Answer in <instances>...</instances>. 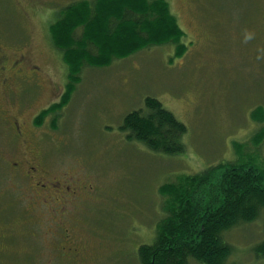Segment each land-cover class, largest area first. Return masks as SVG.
Returning a JSON list of instances; mask_svg holds the SVG:
<instances>
[{"label": "rangeland", "instance_id": "1", "mask_svg": "<svg viewBox=\"0 0 264 264\" xmlns=\"http://www.w3.org/2000/svg\"><path fill=\"white\" fill-rule=\"evenodd\" d=\"M80 1L0 0V51L11 60L28 51L46 70L38 88L14 81L0 95V264H141L139 250L155 242L166 207L190 193L187 177L231 162L264 170V58L257 59L264 50V0H165L181 38L105 67H81L73 82L51 26ZM244 29L256 34L247 44ZM148 97L187 126L186 152H154L120 129ZM3 111L28 128L36 117L37 136L29 139L38 142L48 170L71 186L63 213L73 221L43 222L52 217L11 178L3 151L16 152L21 141L8 134ZM169 187L178 195L163 194ZM67 233L83 256L70 254L67 244L62 249L60 235ZM226 240L233 247L228 264H264L257 253L264 213L228 231Z\"/></svg>", "mask_w": 264, "mask_h": 264}, {"label": "trees", "instance_id": "2", "mask_svg": "<svg viewBox=\"0 0 264 264\" xmlns=\"http://www.w3.org/2000/svg\"><path fill=\"white\" fill-rule=\"evenodd\" d=\"M51 35L77 82L74 75L81 67L111 65L141 47L177 40L183 32L165 0H83L64 10ZM120 129L129 141L154 152L175 156L187 150V126L153 97L145 108L128 113ZM216 166L185 179L190 193L174 208L166 207L155 242L139 250L141 264H228L233 247L226 233L264 213V170L248 163ZM167 193L178 195L170 187ZM257 253L264 258V242Z\"/></svg>", "mask_w": 264, "mask_h": 264}, {"label": "flooded vegetation", "instance_id": "3", "mask_svg": "<svg viewBox=\"0 0 264 264\" xmlns=\"http://www.w3.org/2000/svg\"><path fill=\"white\" fill-rule=\"evenodd\" d=\"M30 57L31 54L26 51V53H16V56L11 60L5 51H0V74L2 75L0 86L3 87L0 95L5 96L6 92L12 89L14 81H19L20 87L32 84H35L37 88L40 86V81L43 82L46 70L31 60ZM9 63L11 69L7 68ZM7 73L11 74L7 76ZM52 93L53 97L56 96L55 91L52 90ZM3 115L5 116L4 123L8 134L13 136L17 141H21V148L18 145L16 152L13 151V148L9 152L3 151L4 155L2 156L6 161V168L11 178L18 180L20 184H24L26 192L22 193L29 196L35 207L43 208L44 212L52 217V219H44L43 222L50 220L56 225V223L62 222L64 219L65 221H73L74 219H66L69 214L65 216L67 213H63V208L66 207L65 200L68 195L67 193L71 191V186L67 184L62 176H55L48 170L43 161L39 159V154L35 150L34 145L36 146L38 142L34 141L36 143L34 144L29 139L30 135L32 137L37 136L35 129L37 128L36 117L31 120V128H28L18 118L9 116L7 111H3ZM1 117L2 113L0 114ZM43 132L46 133L45 131ZM62 217L63 219H60ZM63 237L65 240L61 243L62 249H65V245L67 244L69 245L68 251L70 254L77 252L80 253V257L83 256V250L80 245H78V249L70 246L72 243L77 244L74 239L70 238L68 233L65 235L61 234L60 240ZM0 248H3L1 242Z\"/></svg>", "mask_w": 264, "mask_h": 264}, {"label": "clouds", "instance_id": "4", "mask_svg": "<svg viewBox=\"0 0 264 264\" xmlns=\"http://www.w3.org/2000/svg\"><path fill=\"white\" fill-rule=\"evenodd\" d=\"M242 36H243V43L245 44L250 43L256 38L255 32L249 29H244L242 32ZM260 51H261V55L258 56L257 59L264 58V50H260Z\"/></svg>", "mask_w": 264, "mask_h": 264}]
</instances>
